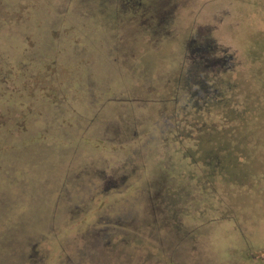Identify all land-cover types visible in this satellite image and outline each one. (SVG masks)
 <instances>
[{
  "label": "rangeland",
  "instance_id": "obj_1",
  "mask_svg": "<svg viewBox=\"0 0 264 264\" xmlns=\"http://www.w3.org/2000/svg\"><path fill=\"white\" fill-rule=\"evenodd\" d=\"M139 1L0 0V264H264V155L210 162L264 0Z\"/></svg>",
  "mask_w": 264,
  "mask_h": 264
},
{
  "label": "trees",
  "instance_id": "obj_2",
  "mask_svg": "<svg viewBox=\"0 0 264 264\" xmlns=\"http://www.w3.org/2000/svg\"><path fill=\"white\" fill-rule=\"evenodd\" d=\"M262 39L264 40V37ZM260 47V56H264V41ZM259 59L264 61L262 57ZM258 82L259 96L250 93L251 96L245 97L239 105L229 106V110H225L226 115L222 123H214L217 133L214 135L215 143L210 162L215 167L229 165L232 169L228 177L236 182H240L239 177L243 176L239 173L238 166L247 172L251 171L250 166L256 161L258 153L264 155L263 149H258L260 140L256 134L258 129L264 130V76ZM220 96L222 98V95ZM262 134L264 137V131ZM261 160L262 158L260 163L264 164V160Z\"/></svg>",
  "mask_w": 264,
  "mask_h": 264
},
{
  "label": "flooded vegetation",
  "instance_id": "obj_3",
  "mask_svg": "<svg viewBox=\"0 0 264 264\" xmlns=\"http://www.w3.org/2000/svg\"><path fill=\"white\" fill-rule=\"evenodd\" d=\"M109 4L112 5H118L121 4L124 6V9H126L125 11H127L128 13H131L130 18L134 21H136V14L140 12V15H144L149 11V8L151 7V4H142L141 1L139 0H108ZM150 2H152V0H150ZM134 13V15H133ZM147 24H150L147 22ZM200 50V49H198ZM109 185H113L111 182H109V184H107V187Z\"/></svg>",
  "mask_w": 264,
  "mask_h": 264
}]
</instances>
